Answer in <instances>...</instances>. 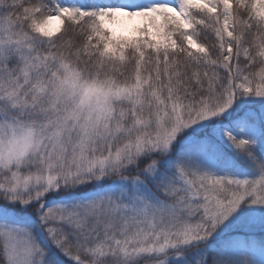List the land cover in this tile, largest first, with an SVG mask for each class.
<instances>
[{"label":"snow or ice","instance_id":"6c2138e0","mask_svg":"<svg viewBox=\"0 0 264 264\" xmlns=\"http://www.w3.org/2000/svg\"><path fill=\"white\" fill-rule=\"evenodd\" d=\"M0 264H264V0H0Z\"/></svg>","mask_w":264,"mask_h":264},{"label":"rangeland","instance_id":"374dc122","mask_svg":"<svg viewBox=\"0 0 264 264\" xmlns=\"http://www.w3.org/2000/svg\"><path fill=\"white\" fill-rule=\"evenodd\" d=\"M115 27L118 30H122V29H126V28L130 27V25H129V23L127 21H119V22H117Z\"/></svg>","mask_w":264,"mask_h":264}]
</instances>
